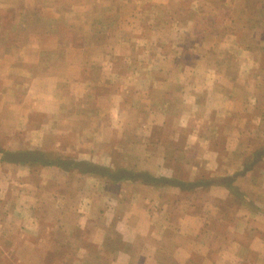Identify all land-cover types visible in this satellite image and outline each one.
<instances>
[{
    "label": "crops",
    "instance_id": "0c3cea01",
    "mask_svg": "<svg viewBox=\"0 0 264 264\" xmlns=\"http://www.w3.org/2000/svg\"><path fill=\"white\" fill-rule=\"evenodd\" d=\"M182 1L187 2L177 0L180 4ZM256 1L264 5V0ZM143 3L139 0H0V148L15 149L22 144H30L41 150L47 147L56 149L59 143L54 141V137L66 135L70 137L64 144L67 150L70 146L83 150H78L77 155L72 154L69 159L72 162L90 161L83 146L90 145L91 139H97L103 119L111 127L124 123L127 129L140 122L131 128L130 133L129 144H132L131 149H135L139 143L143 147H151L157 127H163L171 119L174 124L182 123L183 119L195 114L198 108L194 109L191 104L189 111L180 107L182 102L189 100L192 103L191 100L198 98L196 87L192 90L194 79L162 74L142 76L147 84L142 90L149 98L153 95L158 100L155 101L157 104L142 108V118L138 115L135 118L124 117V113L118 115L122 110L127 112L128 108H113L109 103L120 101L121 92L126 90L128 93L132 87L121 85L125 78L132 79V75L117 73L119 63L124 71L134 67L132 46L129 44L124 48L125 44L110 41L108 46L101 42L96 47L93 39H88V52L106 50L104 46L110 52L86 61L75 53L85 49L69 44V28H81L87 14H94L93 17L99 14L133 16ZM102 5L109 10L103 11ZM7 8L20 12L29 10V16L36 19L35 26L34 21L30 24L35 31L31 29L30 33L23 34L27 37L20 38L21 42L13 45L7 44L5 38V32L13 30L3 25ZM118 20L119 17L115 18L116 25ZM98 28L96 33L102 32L103 28L99 25ZM175 30L178 31L179 27L171 29V33L174 34ZM10 32V35L15 33L14 30ZM109 34V40L117 36L114 30ZM134 40L138 46L145 42H139L137 37ZM163 40L158 44L165 48L169 42ZM55 51H60L64 57L56 61L44 57ZM147 61L140 62V65L148 64L150 59ZM153 63L163 66L165 61L157 59ZM105 66L110 71L106 76L101 69ZM87 67L96 68L95 73L87 75ZM219 81L226 83L225 77ZM168 82L173 84L166 86ZM86 83L96 84L90 87ZM102 83L109 85V94H104L101 99L96 92ZM215 94L211 90L206 91L204 104L208 105ZM101 100L107 104L102 105ZM192 124H189V130ZM81 139H84L83 145ZM0 159V243L13 242L20 247L27 241L36 243L26 258L74 260H69L70 264L75 261L76 264H158V259L159 264H217L208 259L204 261L208 257L205 247L203 250L192 249V241H199L201 218L183 217L180 211L175 212L176 204L167 200L168 195L178 193L174 188L144 183L135 178L130 188H125V203L116 207L120 184H114L111 191L103 192L105 188H102L99 174L85 173L77 167L63 169L61 166L49 170L53 173L41 171L36 175L18 161L13 160L11 164V159L3 160L1 156ZM53 175L56 180L51 178ZM259 175L261 181L252 190L253 224L248 227L241 225L244 228L230 238L235 242L231 243L233 247L237 248L228 256L226 264H230L231 258L235 260L233 264H264V170ZM171 206L176 208L167 217L165 211ZM103 209L104 213L101 212ZM248 220L242 213H236L229 226H240ZM183 240H188L189 246ZM39 242L50 244L45 254L37 250ZM54 244L65 247V250H58ZM6 255L0 253V264ZM15 255L20 257L21 252ZM130 259L134 261L128 262Z\"/></svg>",
    "mask_w": 264,
    "mask_h": 264
},
{
    "label": "rangeland",
    "instance_id": "374dc122",
    "mask_svg": "<svg viewBox=\"0 0 264 264\" xmlns=\"http://www.w3.org/2000/svg\"><path fill=\"white\" fill-rule=\"evenodd\" d=\"M139 1L144 3L138 6L133 16L99 14L93 17L94 14H87L81 28H69V44L85 49L75 53L86 61H93L95 56L108 55L110 51L106 46L110 41L125 44L124 48L129 44L132 46L134 67L126 71L120 63L117 67L118 74L132 75V79L125 78L121 85L125 88L126 85L132 87L128 93L126 90L121 92V103H109L113 108H128L127 112L122 110L118 115L124 113V117L135 118L138 115L142 118L144 106L157 104L155 101H158L153 95L149 98L142 90L147 85L142 76L162 74L194 79L192 90L196 87L198 98L191 100L194 105L188 100L182 102L180 107L189 111L191 104L194 109L198 108L195 114L183 119L182 123L174 124L171 119L163 127H157L152 146L143 147L139 143L140 146L135 149H131L132 144H129L130 133L131 128L140 122L127 129L124 123L111 127L103 119L97 139H91L93 141L90 145L83 146L90 161L72 162L69 159L82 149L70 146L67 150L68 147L64 144L69 142L70 137L66 135L54 137V141L59 143L56 149L47 147L41 150L35 145L22 144L15 149L0 148V156L3 160L11 159V164L13 160L18 161L22 167L36 175L61 166L63 169L77 167L85 173L99 174L103 182L102 188H105L102 189L103 192H109L114 184H120V192L116 196L117 205H114L116 207L125 203V188H130L129 185L135 178H140L144 183L174 188L178 193L168 195L167 200L176 204L175 212L180 211L183 217L201 218L197 236L199 241H192V249L203 250L205 247L208 257L204 261L208 259L217 264H226L228 256L234 254L237 248L233 247L235 242L230 238L244 228L241 225L248 227L250 223L253 224L252 190L261 181L259 173L264 170V5L256 0H187L181 4L177 0ZM102 7L103 11L109 10L103 5ZM4 12L3 25L5 28L11 27L15 32L14 35H10L13 30L5 32L6 43L13 45L17 41L21 42L20 38L27 37L23 34L31 32L33 28L30 24L34 21L35 26L36 19L29 16V10L20 12L7 8ZM124 16L127 18H122ZM117 17L120 19L118 25L115 24ZM98 25L103 29L96 33ZM175 26L179 30H175L173 34L171 29ZM112 30L117 32V36L109 40V31ZM136 37L139 42L145 41L143 45L136 44ZM70 39L81 40L71 42ZM88 39H93L92 43L96 47L103 42L106 50L88 52ZM163 39L169 42L165 48L158 44ZM60 54V51H55L44 57L56 61L62 57ZM38 57L40 58L39 55ZM149 59L148 64L140 65V62H148ZM157 59H162L165 64L155 65L153 62ZM101 69L104 76L110 72L109 67ZM95 71L96 68L87 67L86 74L93 75ZM222 77H225L226 83L219 81ZM95 84L86 83L90 87ZM172 84L173 82H168L165 85ZM99 86L96 92L98 97L109 94V85L102 83ZM208 90L218 94L205 105V93ZM165 103L164 101L163 105ZM101 104L107 103L101 100ZM190 123H194L190 126L193 130H189ZM83 140L81 139L82 145ZM44 162L51 164L46 165ZM53 177L54 175L51 178ZM175 208L171 206V209L165 211V215L169 217ZM101 212L104 213V209ZM236 213H242L249 220L240 223V226H229ZM184 241L189 246L188 240ZM49 245L39 242L37 250L45 254ZM35 246L36 243L29 241L22 243L21 247L13 242L0 243V253L7 254L1 260L2 264H70L69 260H72L26 258L25 255ZM54 247L65 250L59 244H54ZM19 251L22 257L15 255L20 254ZM132 261L134 260L130 259L128 262ZM234 261L231 258L229 262L233 264ZM72 264H76V261Z\"/></svg>",
    "mask_w": 264,
    "mask_h": 264
},
{
    "label": "trees",
    "instance_id": "16d2710c",
    "mask_svg": "<svg viewBox=\"0 0 264 264\" xmlns=\"http://www.w3.org/2000/svg\"><path fill=\"white\" fill-rule=\"evenodd\" d=\"M36 159H38V158H36ZM44 164L48 165V164H51V163L50 162H44Z\"/></svg>",
    "mask_w": 264,
    "mask_h": 264
}]
</instances>
